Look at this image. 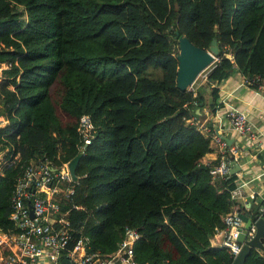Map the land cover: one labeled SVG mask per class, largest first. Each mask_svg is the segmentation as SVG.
Here are the masks:
<instances>
[{
  "label": "trees",
  "instance_id": "1",
  "mask_svg": "<svg viewBox=\"0 0 264 264\" xmlns=\"http://www.w3.org/2000/svg\"><path fill=\"white\" fill-rule=\"evenodd\" d=\"M176 30L205 49L218 40L211 107L235 71L264 83V0H0V229L16 230L13 192L31 162L82 152L55 216L89 250L114 252L133 227L140 263L233 264L211 238L235 208L259 213L233 198L236 173L205 160L211 136L193 121L203 88L178 86ZM83 114L95 129L80 151ZM245 264H264V250Z\"/></svg>",
  "mask_w": 264,
  "mask_h": 264
},
{
  "label": "built area",
  "instance_id": "2",
  "mask_svg": "<svg viewBox=\"0 0 264 264\" xmlns=\"http://www.w3.org/2000/svg\"><path fill=\"white\" fill-rule=\"evenodd\" d=\"M1 68L2 66L0 70ZM203 78H207L206 70ZM261 80L262 77L259 75H255L252 79L244 77L245 84L250 85L257 81L259 87L264 89ZM197 82L198 80L189 89L196 90ZM226 115L232 127L239 132L255 134L245 110L230 107ZM94 129L90 115L83 114L77 127L81 142L80 151L91 142ZM215 138L221 148V155L211 172L213 175L224 177L230 174L233 167L228 155H232V158L238 161L240 152L231 147L221 134H216ZM67 163L54 166L49 162L42 164L31 162L24 175L18 179L13 192L14 210L11 214L16 230L0 229V264H64L63 257H68L73 264H147L140 263L134 258L133 246L139 237L135 228L126 227L118 248L112 253H103L100 250H89L87 240L83 236L77 238L73 236V228L69 221L63 215L55 216L60 208L55 199L62 191L61 183L73 181ZM70 189L69 184L67 191ZM28 200L32 203L33 217ZM238 213L235 210L225 216L226 227L222 230V245L226 246L233 256L237 255L242 247L237 235L244 221ZM263 214L264 206L261 207L260 215ZM255 231L256 227L253 224L247 239L251 238ZM71 242L73 243L70 245Z\"/></svg>",
  "mask_w": 264,
  "mask_h": 264
},
{
  "label": "crops",
  "instance_id": "3",
  "mask_svg": "<svg viewBox=\"0 0 264 264\" xmlns=\"http://www.w3.org/2000/svg\"><path fill=\"white\" fill-rule=\"evenodd\" d=\"M214 87L216 86L207 78L201 79L197 82L196 89L203 88L204 100L193 102L198 113L193 121L204 134L211 136L213 150L205 155V160L219 161L221 148L215 138L218 133L228 140L231 147L238 149L241 169L236 172L233 198L244 204L248 210L251 208V212L258 209L260 215L261 207L264 206V89L251 88L245 84L243 74L235 71L219 84V97L215 107H211ZM230 107L246 111L253 125L254 135L241 133L232 127L226 115ZM2 159L3 153L0 152V163ZM240 212L247 214L245 211ZM222 240V230L211 238L212 244L216 246L222 245Z\"/></svg>",
  "mask_w": 264,
  "mask_h": 264
},
{
  "label": "water",
  "instance_id": "4",
  "mask_svg": "<svg viewBox=\"0 0 264 264\" xmlns=\"http://www.w3.org/2000/svg\"><path fill=\"white\" fill-rule=\"evenodd\" d=\"M176 37L179 44L178 52V70H177V83L179 88L187 90L197 80L203 71L209 68L217 59L219 53L218 40L214 37L211 41V45L208 49L202 48L194 44L188 36L181 34L179 30H176ZM82 156V152H79L71 160L68 161V169L70 175L74 181L78 180L76 168L79 163V159ZM231 155L230 161L233 167L230 170V174H234L240 171L241 167L238 161L234 160ZM30 206L31 216H34L32 203L28 200ZM254 212H259L256 209ZM239 216L244 221V225L241 231L237 235V240L242 243V247L237 255L234 256L233 264H245L247 255L251 252L252 248H258L264 250V214L256 217L239 212ZM255 225L256 231L254 235L247 239L249 229L252 225ZM64 264H73L68 257H63Z\"/></svg>",
  "mask_w": 264,
  "mask_h": 264
},
{
  "label": "rangeland",
  "instance_id": "5",
  "mask_svg": "<svg viewBox=\"0 0 264 264\" xmlns=\"http://www.w3.org/2000/svg\"><path fill=\"white\" fill-rule=\"evenodd\" d=\"M3 67V66H2ZM1 70H2V68H1ZM1 70H0V75H1ZM205 72H203L199 77H198V82L201 80V79H203V74H204Z\"/></svg>",
  "mask_w": 264,
  "mask_h": 264
}]
</instances>
